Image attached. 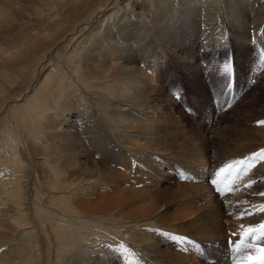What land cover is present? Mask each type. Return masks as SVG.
I'll use <instances>...</instances> for the list:
<instances>
[{
	"label": "rangeland",
	"instance_id": "374dc122",
	"mask_svg": "<svg viewBox=\"0 0 264 264\" xmlns=\"http://www.w3.org/2000/svg\"><path fill=\"white\" fill-rule=\"evenodd\" d=\"M170 1L178 7L189 0ZM232 1L197 0L195 6L190 4L187 12H178L167 30L161 29L163 35L154 27L153 15L146 11L152 6L158 13L162 4L155 8L151 0H137V9L131 8V3L125 7L123 4L117 6V13L131 16L132 23L141 31H133L135 34L129 35L134 36L132 40L127 36L124 41L123 37L119 47L108 45L101 54L106 69L104 78L80 74L79 84L88 80L95 83L94 88L89 92L80 87L79 92L84 96L66 102L73 114L79 112L84 117L87 113H95L93 124L103 138L98 143H89L84 132L87 125L79 124L70 130L82 143L74 136H65L56 151L58 155L63 153L57 162L63 168L69 188L72 183L78 185L82 180L94 183L87 191L68 200L83 212L79 216L87 221L81 223L82 234L88 226L93 229L87 241L88 252L81 255L83 264H158L140 249V242L148 246V243H154L173 253L177 260L187 257L193 264H236L238 255L245 253L235 254L230 241L239 242L249 227L258 228L264 224V211L260 208L264 206V195H261L264 193V162L257 163L235 183L229 176L222 185L224 195L210 183L220 168L264 149V126L258 124L264 121V45L261 31L250 24L258 14H264V9L259 7L264 0L258 3L243 0L242 5L235 1L232 20L237 19L238 26H245L240 31L228 22L232 21L227 15L228 4ZM247 1L249 5H246ZM204 2L209 10L205 14L198 13ZM50 8H54L53 0H13V11L8 13L13 25L7 24L2 36L12 39L15 34L25 32L33 24L31 18L41 17ZM70 8L72 6L65 3L61 9L56 6L54 11L63 13ZM138 10L142 13L138 14ZM193 11L203 15H198L200 18L195 21L190 16ZM172 16L175 12L173 15L170 11L168 18ZM183 17L190 18L180 23ZM163 20L168 21H158ZM84 37L85 34L80 32L71 45L64 42L58 54L74 51V46ZM143 43L150 47L142 49ZM82 47L81 44V51ZM129 51L136 61L133 65L141 71L125 60ZM225 65L228 66L227 73ZM123 68L133 69L134 73L124 79L120 77ZM38 74L39 70L37 77ZM175 93H179L178 99ZM121 95L135 105L137 110L132 112L137 114L126 112L123 115L115 112L113 106L109 107L107 101L105 103L104 98L111 96V102L115 104L116 96ZM102 105L104 109L99 110ZM81 144L86 148L83 152ZM133 162L137 166H133ZM104 169L112 171L111 176L104 178ZM227 172L225 169L221 177ZM120 178L129 182L127 189L148 188L150 196L157 200L160 209L155 212L156 218H151V226L148 221L136 222L147 217L131 216L130 211L140 206L137 201L134 208L128 201L118 208L115 206L106 213L111 214L106 219L96 214L99 211L91 214L92 204H101L116 194L104 186L107 180ZM65 191L49 193L61 201ZM49 198L45 205L56 210ZM6 208L1 209L3 219L10 214ZM97 216L101 223L97 227L91 226L93 220L98 221ZM32 231L33 235L26 237L0 232L5 242L12 239L9 247H0V264H5L9 254L13 264H24L22 256L31 253L35 258L27 264H46L43 232L38 227ZM161 231L190 241H170L159 235ZM248 243L251 247L245 252L258 261L264 239L257 235ZM37 254L40 257H36ZM154 256L156 258V253ZM65 257L56 264H73L74 257Z\"/></svg>",
	"mask_w": 264,
	"mask_h": 264
},
{
	"label": "bare ground",
	"instance_id": "6f19581e",
	"mask_svg": "<svg viewBox=\"0 0 264 264\" xmlns=\"http://www.w3.org/2000/svg\"><path fill=\"white\" fill-rule=\"evenodd\" d=\"M53 1L54 8L59 5L61 9L65 3L71 5L72 8L63 13L54 11V8L47 9L41 17L31 18L33 24L30 25V29L15 34L12 39H5L2 36V31L7 24L13 25V21H9L8 18V13L13 11V0H0V213L5 206H7L5 210L10 211L8 218L5 219L0 214V232L6 231L18 235L17 237H26L33 235V228L38 227L46 240L44 249L46 258H48L46 264H56V261L67 255L75 258L73 264H83L84 257L82 258L81 255L87 250V241L90 239L93 229L88 226L83 233L85 235L82 234L81 223H87V221L79 216L83 212H80L77 206L75 207L68 200L79 195L78 193L87 191L94 183L91 179V182L82 180L78 185L72 183L69 188L64 179L63 168L57 162L62 159L63 153L58 155L56 151L62 137L74 136L81 141L71 131V128L79 124H82L83 127L87 125L84 132L85 140L87 139L89 143L93 144L95 141L98 143L103 135L96 131L98 127L93 124L96 120L95 113H87L84 117L79 112L73 114L66 102H72L78 96H84L83 92H79L80 87H84L89 92L94 88L95 83L88 80L79 84L80 74L85 77H95L96 75L98 78H104L106 69L105 62L101 58L102 52L108 45L119 47L123 37L126 41L127 36L132 33L134 35L133 31L139 29L135 27L136 24L132 23L131 16L125 17V15L117 13V6L123 4L125 7L131 3V8L137 9L138 4L137 0ZM235 1L227 3L229 5V14L227 15L231 20L233 12H235L233 6ZM258 1L260 0H255V3ZM150 3L155 8L160 4L163 5L158 9V13L152 6L146 9L148 14L153 15L154 27L158 32H161L163 27L167 30L174 23L178 12H187L191 3L195 6L198 2L189 0L178 7L173 5L170 0H151ZM244 3L243 0L237 2L240 5ZM246 5H249L248 1ZM259 7L264 9V4H259ZM208 10L209 8L204 2L198 13L205 14ZM170 11L173 15L175 12V16L169 19ZM137 13L141 14L142 11L138 10ZM198 13L193 11L190 16L192 15L196 21L197 17L200 18L199 16L203 15ZM187 18H181L180 23L186 22ZM162 19H168V21L160 22ZM8 21L9 23H7ZM228 22L231 23L232 28H237L238 31L245 28L244 25L236 24L238 23L237 19L236 21L228 20ZM250 24L261 31L259 34L263 39L262 45H264V14H258ZM80 32L84 33L85 37L78 42L75 40V43L77 42L74 46L75 50H69L62 55L58 54L60 46L64 42L71 45L74 37ZM161 35H163L162 32ZM132 39L134 36H129V40ZM119 40L121 42H118ZM81 44L83 45L82 51ZM141 46L146 50L150 47L145 43ZM132 55V51L127 52L125 59L130 66H134L133 64L136 63ZM37 70L40 72L38 77L36 76ZM137 71L141 70L137 69ZM45 72L47 74L43 75ZM133 73V69L123 68L120 77L127 79L128 75ZM89 79L93 80L94 78ZM76 86H79L78 89ZM92 95L94 94L92 93ZM112 98L108 96L104 99L105 103L108 102L109 107L113 106L115 112H121L123 115L126 112L137 114L132 112L137 109H135V105L128 102L125 95L116 96L115 104L111 102ZM101 109H104V105L99 107V110ZM105 118L107 117L105 116ZM80 146H82V152L86 150L83 144ZM111 172L104 169L102 176L104 178L111 176ZM104 186L116 194L105 199L101 204L99 202L92 204L89 208L91 214H93L92 211H99L96 214H101V219H106L111 215L106 213L114 210L115 206L118 208L123 202L128 201L132 202L131 206L134 208L135 201H137L140 206L130 211L131 216L147 217L148 219L136 222L148 221V225H152L151 218H156L155 212H159L160 206L157 200H154L155 197L150 196L148 188L127 189L130 184L122 178L108 179ZM58 190H66L61 192L65 195V198L61 197V201L58 197L55 199L51 196L53 191ZM48 198L56 210H51L45 205ZM97 219L98 221L93 220L91 226L97 227L101 223L100 216H97ZM78 225L81 226L78 227ZM118 234L123 236L119 232ZM3 239L4 237L0 235V247H9L12 244V239L7 242ZM140 243L142 245H139L140 249L157 260L158 264L165 261L173 262V264H193L187 260V257L186 260L181 258L177 260L173 253L160 249L154 243H148L150 246ZM153 251L156 253V258ZM36 257H40L39 254ZM33 258L35 256H32V253L31 255L24 254L22 261L24 259V264H27ZM5 264H13L10 254L5 257Z\"/></svg>",
	"mask_w": 264,
	"mask_h": 264
},
{
	"label": "snow or ice",
	"instance_id": "6c2138e0",
	"mask_svg": "<svg viewBox=\"0 0 264 264\" xmlns=\"http://www.w3.org/2000/svg\"><path fill=\"white\" fill-rule=\"evenodd\" d=\"M225 73L228 72V66H224ZM176 98H179V93H175ZM259 125L264 126V121H259ZM260 162H264V149H261L257 152L252 153L251 156L246 157L242 160L232 161L230 164L225 165L223 168H220L217 172L214 173L215 179H211L210 183L215 188V190L220 193V195H224V190L222 185L224 181L231 176L232 183H235V180L239 179L241 175L247 174L251 171V169ZM133 166H137L135 162H133ZM225 169H228V172L225 176L221 177V173L225 172ZM233 169L235 170V174H233ZM185 179L195 180V177H183ZM231 188V186H229ZM264 195V193H261ZM261 210L264 211V206H260ZM159 235L174 242L184 243L189 242L186 237H181L177 235H173L168 232H159ZM259 236L260 239H264V224H260L258 228L249 227L243 234V238L239 242H231L230 245L232 251L235 254L245 253L244 255H238L236 264H264V248L260 249L261 256L259 260H254L250 253H246L245 250L249 249L251 245L248 241L256 236Z\"/></svg>",
	"mask_w": 264,
	"mask_h": 264
}]
</instances>
